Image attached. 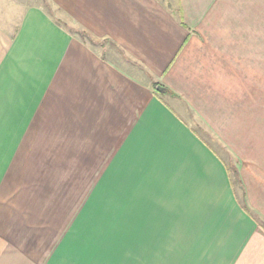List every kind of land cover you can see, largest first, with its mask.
I'll use <instances>...</instances> for the list:
<instances>
[{"label": "crops", "instance_id": "0c3cea01", "mask_svg": "<svg viewBox=\"0 0 264 264\" xmlns=\"http://www.w3.org/2000/svg\"><path fill=\"white\" fill-rule=\"evenodd\" d=\"M49 2L119 58L0 0V264H264V76L221 31L264 0Z\"/></svg>", "mask_w": 264, "mask_h": 264}, {"label": "rangeland", "instance_id": "374dc122", "mask_svg": "<svg viewBox=\"0 0 264 264\" xmlns=\"http://www.w3.org/2000/svg\"><path fill=\"white\" fill-rule=\"evenodd\" d=\"M22 2V0H19ZM29 2H33L34 0H27ZM261 2V0H260ZM16 4V3H13ZM41 4L44 6L43 8L46 10V12L56 21L61 24L67 30H69L73 36L79 37L83 40H87V45L90 50H94L97 52L103 53V58H105L106 64L113 68L114 65L117 66V45L113 44L103 36H97L94 33H91L89 30L79 27L77 25H74V27H69V22L66 21L65 18H63L58 8L53 6L49 0H41ZM264 6V2H263ZM229 8V7H228ZM15 10H18V7H0V14L3 12H7L13 17L15 16ZM234 15H231L233 17V29H229V21L228 18V26L225 28H222L221 31L224 32L226 37L228 38V41L232 42L231 44H228V48L232 46L233 51L242 52L245 54H250V58L252 60L255 59L256 61H249L251 65H256V69L260 70L261 77L264 76V60L261 58V51L264 48V7H250V6H241V7H234ZM15 18V17H14ZM227 31V34H226ZM231 32V33H230ZM263 37V46L261 45V38ZM260 39V40H259ZM257 41H260L257 43ZM236 55V53L234 54ZM260 59L257 61V59ZM241 64L247 63L245 59L239 60ZM255 82L257 83V80L260 79L258 72L255 71ZM253 82V78L251 83ZM261 83V82H260ZM78 130V128H76ZM76 129L74 131V134L76 132ZM80 133V132H79ZM52 134V133H51ZM53 140V139H52ZM52 140L49 139V143L51 144ZM95 139H93L94 141ZM68 142L66 138L62 140V136L59 135L58 137V144ZM84 140H79L77 143H81ZM57 143V140L55 141ZM76 143V142H75ZM49 147V146H48ZM92 159V155L88 157V161H84L83 168L85 167L86 162H90ZM80 165H75V169L78 168V171L75 173V176H79L78 178H75L74 184L77 180L80 179L82 172L81 170V161L79 163ZM76 171V170H75ZM231 173H234L231 171ZM235 174V173H234ZM62 196L58 197V200L61 202ZM54 206V204H53ZM64 206V205H63ZM54 210H56V213H54V216L58 213H63L62 210V204L60 203L58 206L54 207ZM63 226V225H62Z\"/></svg>", "mask_w": 264, "mask_h": 264}, {"label": "water", "instance_id": "95a60500", "mask_svg": "<svg viewBox=\"0 0 264 264\" xmlns=\"http://www.w3.org/2000/svg\"><path fill=\"white\" fill-rule=\"evenodd\" d=\"M156 90H157V91H163V90H165V88H164L163 86H161V85H158V86L156 87Z\"/></svg>", "mask_w": 264, "mask_h": 264}, {"label": "trees", "instance_id": "16d2710c", "mask_svg": "<svg viewBox=\"0 0 264 264\" xmlns=\"http://www.w3.org/2000/svg\"><path fill=\"white\" fill-rule=\"evenodd\" d=\"M232 172H234V173H235V172H236V169H233V171H232Z\"/></svg>", "mask_w": 264, "mask_h": 264}]
</instances>
